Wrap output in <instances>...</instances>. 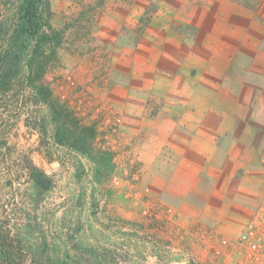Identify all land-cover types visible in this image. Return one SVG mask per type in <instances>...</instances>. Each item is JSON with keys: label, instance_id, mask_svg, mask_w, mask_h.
Listing matches in <instances>:
<instances>
[{"label": "rangeland", "instance_id": "374dc122", "mask_svg": "<svg viewBox=\"0 0 264 264\" xmlns=\"http://www.w3.org/2000/svg\"><path fill=\"white\" fill-rule=\"evenodd\" d=\"M174 1L49 0L54 40L45 81L58 115L95 125L98 137L89 155L55 145L57 113L32 104L25 78L0 91V229L27 241V263L61 264L63 254L92 243L118 253L112 264H264V223L222 228L231 204L204 205L214 173L195 181L179 175L167 136H155L152 145L164 152L154 161L144 145L154 136L113 101L131 77L136 43L159 14L171 15ZM12 2L0 0V22ZM29 115L45 116L50 147L26 123Z\"/></svg>", "mask_w": 264, "mask_h": 264}, {"label": "crops", "instance_id": "0c3cea01", "mask_svg": "<svg viewBox=\"0 0 264 264\" xmlns=\"http://www.w3.org/2000/svg\"><path fill=\"white\" fill-rule=\"evenodd\" d=\"M172 7L136 43L131 77L113 101L154 136L144 144L154 161L163 144L152 143L167 136L179 175L195 181L214 173L204 205L231 204L222 228L264 223V0L255 9L234 0Z\"/></svg>", "mask_w": 264, "mask_h": 264}, {"label": "trees", "instance_id": "16d2710c", "mask_svg": "<svg viewBox=\"0 0 264 264\" xmlns=\"http://www.w3.org/2000/svg\"><path fill=\"white\" fill-rule=\"evenodd\" d=\"M12 3L11 11L0 22V91H9L20 79L25 78L32 104L49 106L56 115L59 104L54 98L53 88L45 81L48 62L44 60L45 53L54 40L48 32L49 0H14ZM243 5L251 9L257 6L256 3ZM53 121L52 139L55 145L89 155L98 137L95 125L84 124L80 118L67 113H57ZM26 123L42 135V144L50 147L45 116H41L38 122H31L29 115ZM44 241L47 242L46 239ZM26 242L0 229V264H40L34 257L27 263L24 253ZM89 244L84 251L63 254L60 257L61 264H112L120 259L116 251L105 249L102 244Z\"/></svg>", "mask_w": 264, "mask_h": 264}]
</instances>
